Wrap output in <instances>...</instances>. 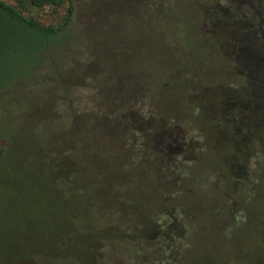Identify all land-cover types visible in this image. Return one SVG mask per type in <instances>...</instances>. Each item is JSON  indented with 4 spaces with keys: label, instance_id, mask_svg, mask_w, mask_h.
Masks as SVG:
<instances>
[{
    "label": "trees",
    "instance_id": "trees-1",
    "mask_svg": "<svg viewBox=\"0 0 264 264\" xmlns=\"http://www.w3.org/2000/svg\"><path fill=\"white\" fill-rule=\"evenodd\" d=\"M159 3L164 6L168 5L165 0H159ZM237 5H242V0H229L225 6L210 1L209 4L205 2L202 6V12L210 14L207 18L208 25L210 24L208 29L223 26L230 37L229 46L233 53L232 57L239 66L237 81L230 79V84L229 81L215 82V84L210 81L202 83L199 75H196L192 83L200 84L201 90L206 88L223 90V94L217 101L220 113L232 119V123H229L231 128L228 127L227 130L229 145L227 151L234 154L233 163L240 171L236 176L238 186L233 190L226 188L231 194L228 196L225 189L223 194L225 201L216 205L211 211L212 217L224 214L227 220L226 226L229 227L237 224L246 225V210L242 207L240 199L250 200L255 196L258 182L255 170L259 166L252 168L251 159L256 157L264 159V155L260 153V147L264 144V136L260 129L264 128V0L258 3L252 2L250 13L240 10L241 7ZM235 6L238 10L234 8ZM45 11H48L49 20L40 18L41 13ZM74 12L72 0H12V2L0 0V111L4 112L3 114L7 115L9 111L13 112L16 108L11 107L10 104H2L4 100L12 98V100L18 99L21 102L23 96L16 95L17 92L24 86L32 88L36 86L39 80L37 77L39 69L43 67L46 59H50L48 52L45 53V51L55 46L58 42L57 37L73 25ZM252 15L254 18L251 17ZM166 19H169L167 15H160V20ZM182 30L185 31L184 34ZM182 30L178 32L183 38L184 45H189L190 53L186 65L198 68L195 63L196 44L188 43L191 31L185 27ZM94 65L101 67L103 75L93 79L95 92L90 96V101L93 102L90 110L78 112L77 107L73 106L71 90L76 84L93 76L95 70L78 76L71 75L67 81L59 83V89L52 95L46 93L42 99L51 98V103L43 113L35 111L28 114L24 111L26 107L35 104L30 101V98L35 95L27 94L29 99L25 97V104L21 107L22 122L14 128L17 131L16 141L9 135L7 136V132L0 127L2 208L11 213L12 208L20 203L18 197L21 198L20 196H24L25 193L26 197L29 195L34 198V203L45 198V195L41 194L42 190L36 189L32 194L28 189L27 191L21 189L24 186L25 188L40 186L41 178L38 176H42L47 168L46 161L50 162V167L56 172L55 179L71 186L75 185L76 178L86 169L87 163L90 167L98 166L95 169L98 170L100 177L97 176L98 178L93 183L84 181L80 185L81 189L89 191L93 188L99 189L97 185L105 183L102 178L106 174L103 160H109L110 166L107 171L110 175L119 177L112 179V184L116 188L111 192L116 201L113 204L108 203L101 197L104 201L99 200L94 206L95 201L91 191L87 192L84 197L88 199L86 203L88 207H92L93 204L95 211L100 208L106 211V215L114 213L123 220L119 217L113 222L106 220L109 221L106 222V234L99 236L97 244L93 247L94 264H98L99 249L105 244L107 247L113 246L120 249L128 259L132 258L136 261L131 264L138 262L139 264H183V256L190 247L188 241L184 240L188 239L193 231L188 223L189 215H191L187 210L188 206L181 202L183 216H180L177 207L171 204L164 210L163 220L158 218L153 209L148 214L146 223L126 222L120 202L128 203L132 209L135 208L131 205L133 200L123 197L121 192L124 187L129 189L134 186L133 189H135L139 180L149 187L153 176H156L154 180L158 184L161 182L160 176H163V171L187 167L186 163L190 159L189 153L199 151L200 154L201 129L195 124L188 109L180 108L175 113L167 110L164 102L153 104L151 101L157 96H153L151 92L147 94L151 110L149 109L148 113L144 114L140 109L143 107L139 105L143 100L137 96V91L131 86L130 81L121 82L122 86H126L125 91L114 92L116 85L120 84V78L106 80L103 65L95 63L92 66ZM186 75L187 72L182 71L179 77L185 78ZM182 100L183 96L178 97L179 107H181ZM186 127H189L194 138L191 133L184 130ZM33 140H38V142L34 144ZM43 140L48 142L44 143ZM52 141L59 144L57 149L53 147ZM91 152L94 155L92 164L91 160H86ZM114 161L118 166L114 164ZM140 166L142 171H133L134 168ZM23 168L36 171L33 175L36 179L32 182L18 178L14 182L9 181L5 170L19 171ZM38 172L41 173L38 175ZM128 172H130L129 175H127ZM142 172L144 176L142 175L143 177L138 180L136 175ZM210 173L213 174V171L207 168V174L211 175ZM180 180L177 179V181ZM192 181L194 182V179ZM249 192H252V195L246 196ZM162 193L166 195L169 191L163 189ZM75 202L77 201L74 200L72 203L73 210ZM80 202L81 200L77 203ZM234 207L240 211L243 218L231 220ZM86 215L87 207L81 210L80 214L75 213L72 217ZM15 217L18 221H25L29 215L18 213ZM2 225L0 237L11 227L9 224ZM56 228L58 230L55 233L57 235L55 240L59 237L61 249L67 250L66 254L57 255L58 251L51 247L52 239L45 234L46 237H42V241L37 239L36 241L40 242L28 246L32 251L31 254L27 252L20 257L14 249L15 241L8 236L4 240L10 244L4 245L2 249L5 248V250L0 251V264L84 263L81 262L79 255L73 254L75 251H72L71 246L75 243H73L74 239L70 235L68 226L58 224ZM215 231L218 229L215 228ZM4 240L0 239V245ZM25 244L27 247V243ZM262 245H264V236L252 245L246 246L247 253L251 254L250 247L253 246L254 250L256 246ZM231 259L233 257L228 258V260ZM243 261L239 264H248L246 260ZM225 264H231V261Z\"/></svg>",
    "mask_w": 264,
    "mask_h": 264
},
{
    "label": "rangeland",
    "instance_id": "rangeland-1",
    "mask_svg": "<svg viewBox=\"0 0 264 264\" xmlns=\"http://www.w3.org/2000/svg\"><path fill=\"white\" fill-rule=\"evenodd\" d=\"M4 1L12 2V0ZM72 1L75 8L73 25L57 37L58 42L55 46L45 51V53L48 52L50 59H46L43 67L39 69L37 73L39 80L36 86L34 88L24 86L17 92L16 95L23 96L21 102L12 98L2 102L16 108L13 112L9 111L7 115L0 111V127L7 132V136L16 141L17 131L14 128L22 122L21 107L25 104V97L29 99L27 94L35 95L30 98V101L35 104L28 106L29 108L26 107L24 111L28 114L35 111L43 113L51 103V98L42 99L46 93L52 95L59 89V83L67 81L71 75L78 76L95 70L93 76L87 77L71 90L73 106L77 107L78 112L90 110L93 106L90 96L95 92L93 79L103 75L99 65H94L95 68L92 65L101 63L106 80L120 78V84L116 85L114 92L125 91L126 86H122V83L126 80L132 83L131 86L136 89L137 96L143 100L139 105L143 107L140 109L144 114H147L150 109L147 94L151 92L153 96H157L155 99L151 96L154 99L151 101L153 104L164 102L165 108L172 112L180 108L188 109L195 124L201 129L200 154L199 151L189 153L187 167L163 171V176H160L161 182L158 184L154 180L156 176H153V180L150 181V186L153 188L143 185L139 180L144 176L143 172L136 175L139 182L135 189H133L134 186L129 189L123 188L121 192L123 197L132 199L131 205L135 208L132 209L130 204L120 202L126 217L124 221L146 223L147 216L153 209L158 218L163 220V212L171 204L176 206L179 215L183 216L184 211L180 205L183 202L188 206L187 210L191 214L188 223L193 230L189 238L184 240L188 241L190 247L183 256V264H225L230 261L231 264H239L240 261L244 262L243 260H246L248 264H264V245L256 246L254 250L253 246L250 247L251 254L247 253L246 247L264 236V159L263 157L251 159L252 168L259 166L255 170L258 176L255 196L250 200L240 199L242 207L246 210V225L237 224L229 227L226 226L227 220L224 214L212 217V209L225 201L224 190L237 188L236 176L240 171L233 163L234 154L227 151L229 150L227 130L228 127L231 128L229 123H232V119L220 113L217 101L223 94V90L213 88L201 90L200 84H192L196 75H199L202 83L210 81L215 84V82H227L230 79L237 81L239 66L232 57L229 35L223 26L208 29L210 24L208 25L207 18L210 14L202 12L205 2L209 4L212 1L225 6L229 0H165L167 6L160 4L159 0ZM259 1L242 0V5L237 6L241 7L240 10L250 13L252 2ZM209 6L211 7V4ZM234 8L237 9L236 6ZM47 12L41 13L42 20H49L50 16ZM161 14L167 15L169 19L160 20ZM174 27L178 30L185 27L191 31L188 43L196 44L195 63L198 68L186 65L190 57L189 45H184L183 38ZM182 33L184 34L185 31L182 30ZM182 71L187 72L185 78L179 77ZM106 91H108L107 87ZM181 96L183 100L179 107L178 97ZM260 129L264 136V128ZM184 130L191 133L189 127ZM37 142L38 140L32 141L34 144ZM43 142L48 141L43 140ZM52 142L53 147L57 149L59 144ZM260 153L264 155V144L260 147ZM93 156L91 152L90 156L86 157V160H91V164L94 163ZM103 162H105L106 174L101 177L105 183L97 185L99 189L89 190L94 197V206L102 200L101 197L108 203L113 204L116 201L111 192L116 188L112 184V179L119 177L112 176L107 171L110 166L109 160H103ZM46 164L47 168L43 175L38 176L41 178L40 186L33 188L24 186L21 189L22 191L28 189L32 194L36 189L42 190L44 199L41 198L34 203V198L29 195L26 197V193L24 196L21 195V198L17 196L20 203L12 208L11 213L2 208V199H0V231L2 224L11 226L6 233L1 234L0 239L4 240L9 236L14 240L15 252L22 257L27 252L31 254L32 251L28 246L40 242L36 241L37 239L42 241V237H46V234L52 239L51 247L58 251L57 255L61 256L66 254L67 250L61 249L59 237L55 240L57 236L55 233L58 230L56 225L64 224L68 226L70 235L74 239L75 244L71 246L72 251H75L73 254L80 256L81 262H84L82 264H94L93 247L97 244L99 236L106 234V222H113L119 217L109 212L106 215V211L100 208L95 211L93 204L92 207L86 204L88 199L84 195L89 191L81 189L80 185L84 181L93 183L100 177L98 170L95 169L98 166L90 167L87 163L86 169L76 178L75 185L71 186L56 180L54 177L56 172L50 167V162L46 161ZM114 164L118 166L116 161ZM140 168L141 166L134 168L133 171H142ZM207 168L213 171V174L208 175ZM156 169L158 170V167ZM5 174L11 182H14L16 178L31 182L36 179V176H33L36 171L29 168L19 171L5 170ZM129 174L130 172L127 173ZM177 179L181 180L177 181ZM156 187L158 188L155 189ZM195 187L196 189H193ZM198 187H200L199 190ZM163 189L168 190L169 193L164 195ZM226 194L229 196L231 192L227 190ZM251 195L252 192L246 194V196ZM74 200L77 202L81 200V202L79 204L75 202L73 210ZM86 207V216L72 217L75 213L80 214V211ZM18 213H25L29 215V218L18 221L15 217ZM231 217L232 221L243 218L236 207L233 208ZM107 219L109 221H106ZM14 224L16 225L13 227ZM215 228L219 232L215 231ZM244 234L247 235L242 237ZM9 244L10 242L6 243L4 240L0 245V251H4L5 248L2 249V247ZM229 257L233 259L228 260ZM131 262L136 263L134 259H128L120 249L113 246L107 247L105 244L99 249L98 264H131Z\"/></svg>",
    "mask_w": 264,
    "mask_h": 264
}]
</instances>
